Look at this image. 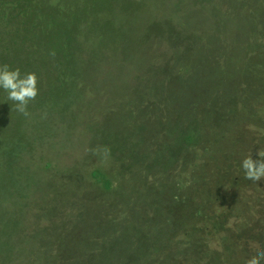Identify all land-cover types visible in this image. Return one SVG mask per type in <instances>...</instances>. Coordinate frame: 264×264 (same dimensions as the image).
<instances>
[{"label":"trees","instance_id":"16d2710c","mask_svg":"<svg viewBox=\"0 0 264 264\" xmlns=\"http://www.w3.org/2000/svg\"><path fill=\"white\" fill-rule=\"evenodd\" d=\"M234 1L239 2L242 9L258 2L261 8L259 15L264 16V0H206L203 4L207 8L202 17L199 15L200 19L217 22L220 17H224L225 21ZM52 3L53 0H0V63L19 67L22 72L28 71L31 54L27 52L32 51L29 44L31 39L36 34L41 35L39 47L35 51L43 43H48L44 37L49 33L52 20L49 7ZM221 4H225L226 8L222 9ZM245 13L243 10L240 16L244 21ZM231 18L233 20V15ZM242 23H232V30L240 29ZM134 24L137 26L135 30L145 32L139 39L154 42L156 50L168 45L174 48L172 44H175V50L171 49L168 56L160 57V62L155 61L153 55L144 56L145 85L155 84L150 89L156 88L157 93L161 94L157 98L158 104L154 101L147 105L144 119L179 118L176 126H167L165 129L168 134L180 125V136L175 138L177 151L169 150L167 159L162 156L159 159L155 155L157 145L146 138L142 143L152 153L140 156L136 146L133 147L126 176L121 171L116 175L112 166L90 169L88 174L91 179H96L101 190L111 194L110 201L103 197L97 201L85 198L83 205L76 210V216L67 219L65 227L68 235H74L79 228L84 231V238L74 236L61 240V233L56 229L61 216L52 215L55 210L53 205L49 209L42 208L45 211H40L39 216L48 219L50 230H34L41 220L35 216L34 227L25 237L23 228L31 226V223H26L23 203L13 218L18 226L16 233L13 229L10 234L4 233L8 220L0 210L1 264H249L250 260L256 258L258 251H264V181L253 183L245 179L240 168V162L252 155L253 149L264 152V119H250V109H244L239 114L235 107L242 101L241 104L248 108L247 103L258 99L256 106L262 103L261 111L264 112V49L261 47L256 50L253 45L256 50L254 56L248 57V64L245 63L243 67L235 64L234 57L228 58L221 67L212 50L213 44L219 43L221 36L227 32V23L220 28L215 27L217 23H210L209 27L199 24L195 28L199 36L194 40L172 33L173 29L169 27H163L160 32L157 24H147L143 28L138 21ZM95 42L99 46L98 50L105 47L119 49L115 44ZM133 42L137 40L133 39ZM50 63L63 64L57 60ZM42 64L43 59L37 68ZM245 70L246 74L243 73ZM243 75L251 80L254 89H235L237 83L235 85L233 79ZM226 78L230 85L223 89ZM82 82L87 83L84 80ZM183 95H189V99L192 100V97L194 102L183 113L179 111V114L177 103ZM206 99H209L208 103L204 102ZM76 102L73 105V101L67 100L53 106L66 111L70 107L72 113H81V119H88L85 112L94 105L90 101H84L83 104ZM48 108L51 106L48 105ZM137 108H131L129 119H133L135 113L134 117L142 115L140 111L137 112ZM225 114L230 118H224ZM68 115L70 117L71 114ZM191 115L193 119H190ZM245 116L249 118L246 127L259 128L260 132L254 131L257 135L250 130L244 133L245 124L238 121ZM171 142V139H167L166 145H172ZM113 144L118 147L117 142L113 141ZM24 145L30 149V139L25 138ZM24 145H21L23 149ZM16 152L14 161L17 164L8 165L12 172H21L23 154ZM252 158L258 159V155H252ZM29 160L31 165L36 159ZM37 167L34 172L28 167L24 170L27 176L33 175V178L41 180L43 165ZM56 172L59 174L60 171ZM73 172L76 173L73 169L62 171L64 175L71 174V177ZM20 176L11 175L8 185H12L11 178H18L19 182ZM165 176L170 178L169 183L174 181L171 180L173 178L177 180L176 185L172 186L174 195L164 188L167 180ZM53 183L58 192L62 189L64 193L73 186L70 181L58 184L53 179ZM6 184L0 182V209L2 196L6 195ZM9 201L7 208L11 209L12 198ZM56 201L57 198H54L53 202ZM70 206L72 209L77 208L73 203ZM5 238L3 247L4 243H1ZM55 240H61L64 246L57 245ZM209 242H212L211 247L208 246Z\"/></svg>","mask_w":264,"mask_h":264},{"label":"rangeland","instance_id":"374dc122","mask_svg":"<svg viewBox=\"0 0 264 264\" xmlns=\"http://www.w3.org/2000/svg\"><path fill=\"white\" fill-rule=\"evenodd\" d=\"M138 1L53 0L50 5L52 20L49 23V33L44 37L47 38L48 43H43V46L35 51V48L39 47L38 41L41 40L39 37L41 35L36 34L29 42L32 51L27 53H30L31 57L26 55V57H30L31 65L28 71H24L37 73L39 87L38 96L29 103L30 115L25 117L11 110L12 102L7 101L6 94L0 92V182L7 183L4 189L6 195L2 196L3 203L0 209L1 213L4 212V218L8 220V227L4 233L8 234L9 232L10 234L12 229L14 233L18 231V226L14 223L13 218L20 211L19 208L23 203V209L26 211L24 218L26 223H31V226L26 225V228H23L24 237L28 236L30 230L33 229L35 216L41 220H36L38 225L36 224L34 230L40 229L46 232L50 230L48 219L45 220L39 216L40 211H45V209L41 210L42 208L49 209L53 205L55 210L52 215L61 216L60 223L56 224V229L61 233V240L63 238L68 240L74 236L84 238L85 233L79 228L76 229L74 235H68L69 232L65 227L67 219L70 218L69 216H76L78 213L76 210L83 205L85 198L97 201L103 197L110 201L111 194V192L106 194L101 190L102 187L98 181L91 179L88 174L90 169L95 166L101 168L112 166L116 175L118 171H121L126 176L132 156L130 152L133 151V147L136 146L141 153L140 156L152 153L146 150L142 143L146 138L151 139L157 145L155 155L159 159L161 156L163 159H167L169 150L177 151L175 138L177 136L178 139L180 136V125L168 134L165 129L167 126H176L179 118L144 119L147 105L154 101L158 104L157 98L161 95L159 92L157 93L156 88L150 89V87H155V84L145 85L144 56L153 55L152 58L160 62L159 58L163 55L168 56L171 49L175 48V44H172L174 48L168 45L156 50L154 42L150 43L147 39H139L144 36L145 32L135 30L137 26L134 22L138 21L142 28L147 24H157L159 26L157 30L160 32L163 27H169L173 29L172 33L185 35L191 40L199 36V31L195 28L201 23L208 27L210 23H217L216 28L227 23V32L221 36L219 43L213 44L214 51L212 50L221 67L231 57L235 58V64L243 67L245 63L248 64L246 59L254 56L255 49H261V47L264 49V26H261L264 23V16L259 15L261 8L258 2H253L247 8L242 9L239 2L234 1L231 5L228 4L231 7L228 11L229 14L225 16V21L224 17H220L219 21L215 22L212 19H200L199 15L202 17L207 8L206 4H203V2L206 3V0ZM221 5L222 9L226 8L225 4ZM243 10L246 12V21L244 18H240ZM150 19H153L152 22ZM242 21L240 29L232 30L231 27L234 25L232 23L238 24ZM82 32L85 35L81 34ZM119 34H121V38L118 37ZM133 39H136L137 42H133ZM93 40L115 44L119 49L110 50L105 47L106 49L98 50L99 46ZM157 43L159 44V42ZM88 50L89 52H87ZM91 55L93 58H90ZM41 59H43V64L37 68ZM54 60L61 61L63 64L59 66L58 63H50ZM243 73L246 74L247 70ZM260 73L258 72V74ZM226 79L227 83L223 89H227L230 85L229 79ZM83 80L88 84L82 82ZM233 80L235 85L237 83L235 86L237 91H250L255 87L250 84L251 80L246 75L236 76ZM146 88L148 89L146 90ZM189 97V95H183L179 98L178 112L182 111L183 113L184 109H188V106L194 102L193 98L191 97L192 100H190ZM67 100L73 101V105L76 101L80 104L90 101L94 106L93 108L88 107L85 112L88 119H81V113H72L70 107L66 111L59 106H53ZM59 101L61 102L58 103ZM204 102L208 103L209 99ZM257 102L258 99L247 103V108L240 101L235 107L239 114L244 112V109H250L252 113L250 119H264V112L261 111L262 103L256 106ZM48 105L51 108H48ZM133 106H137V112L140 111L142 115L139 118L134 117L135 113L132 115L133 119H129ZM69 113L70 117H68ZM77 114L79 115L77 116ZM224 118L227 119L230 116L225 114ZM249 118L245 116L242 118L244 120L238 121V123L245 124L244 133L246 134L249 130L252 134H256L254 131L260 132L258 127L256 129L246 127ZM190 119H193L192 115ZM23 138L30 139V149L25 147ZM167 139L172 140V145H166ZM113 141L117 142L118 147L113 144ZM21 145H24L25 148L23 149ZM14 151L23 154L24 161L20 164L21 172H12L8 165L10 163L17 164L14 161ZM256 154L258 155V151L253 149L252 155ZM29 159L36 160L30 165ZM38 165H43L42 179H35L32 177L33 175L27 176L24 168L28 167L34 172ZM69 169L76 172H73L72 177L71 174L64 175L62 173ZM56 171H60L59 174H56ZM13 174L21 175V180L18 182V178H11L12 185H8V178ZM172 174L175 176L176 172L173 170ZM165 177L167 185L170 178ZM53 179L58 181V184L70 181L73 186L65 193L62 189L58 192ZM171 180L174 181L169 183L167 188L165 185L164 188L169 194L173 193L174 195L172 186L176 185L177 180L174 178ZM11 198L13 202L11 209H8L7 205ZM54 198H57V204L53 202ZM70 203H73L77 208L72 209ZM47 228L49 229L47 230ZM61 240L59 242L55 240L57 245H62ZM5 242L6 238L1 243H4L3 247ZM53 246L56 245L53 244ZM208 246L211 247L212 242H209ZM17 248L18 244L15 246V253Z\"/></svg>","mask_w":264,"mask_h":264},{"label":"clouds","instance_id":"9594fccd","mask_svg":"<svg viewBox=\"0 0 264 264\" xmlns=\"http://www.w3.org/2000/svg\"><path fill=\"white\" fill-rule=\"evenodd\" d=\"M0 92L5 93L6 100L12 102L11 110L28 117L29 103L39 94L38 75L0 63ZM240 168L245 179L253 183L264 181V152L258 151V159H253L251 154L246 156L240 162ZM249 264H264V251H258L256 258L250 260Z\"/></svg>","mask_w":264,"mask_h":264}]
</instances>
